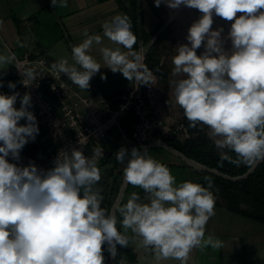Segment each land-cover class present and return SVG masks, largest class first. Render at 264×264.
<instances>
[{
  "label": "clouds",
  "instance_id": "1",
  "mask_svg": "<svg viewBox=\"0 0 264 264\" xmlns=\"http://www.w3.org/2000/svg\"><path fill=\"white\" fill-rule=\"evenodd\" d=\"M154 2L156 7L183 5L202 13L188 30V43L177 46L172 60V75L179 77L171 82L173 95L190 126H206L218 149L236 155L234 160L226 154L223 159L249 167L264 160V0ZM51 4L67 7V0H51ZM213 14L234 21L227 36L230 51L224 49L223 29L211 28ZM102 27L104 37L127 49L101 47L103 67L138 86L152 85L153 74L142 63L143 50L133 51L137 38L130 19L117 15ZM84 36L72 47L74 64L61 59L51 66L57 76L66 75L82 90L90 87L102 67L89 54L102 37L87 30ZM202 45L204 51L197 55ZM14 61V54H0V65ZM20 73L26 87L38 76L33 67ZM8 87L16 85L9 82ZM18 96L0 94V264H104L102 245L106 243L115 256L117 244H129L117 228L116 212L123 231L140 237L141 246L151 249L157 261L188 264L194 248L224 246L212 236L205 238L206 224L215 214L211 183L208 187L191 181L177 184L169 168L149 156L147 149L134 147L129 153L122 147L115 155L118 163H126L124 180L147 193L148 202H140L138 193L132 192L112 212L101 207L103 196L94 187L101 179L97 159L102 149L94 150L92 157L77 149L61 151L47 171L31 162L26 167L10 163L8 157L19 161L22 148L39 132L29 111L30 94L23 95L19 109L14 106ZM21 119L27 123L20 125Z\"/></svg>",
  "mask_w": 264,
  "mask_h": 264
},
{
  "label": "crops",
  "instance_id": "2",
  "mask_svg": "<svg viewBox=\"0 0 264 264\" xmlns=\"http://www.w3.org/2000/svg\"><path fill=\"white\" fill-rule=\"evenodd\" d=\"M131 4V0H67V7L57 6L55 8L51 4V0H0V43L3 46L0 49V54L19 56L26 52L42 54L53 64L64 58L68 60V57L61 56V53L64 50L63 44H66L69 46V55L72 54L73 35L82 36L85 30L93 31L90 30L92 27L102 31V26L106 21H111L117 15L125 16L127 11L132 8ZM186 8L188 7L181 5L178 12L184 15L189 13ZM128 14L130 15V13ZM163 18L164 23L170 21V19ZM54 39L63 40L64 43H59L58 46ZM133 51H135L134 46ZM14 76L13 65H0V81L2 83L0 94L5 93L7 85L4 83L13 80L12 83L16 85L14 90L19 93L16 103V107L19 109L23 95L20 93L18 82ZM91 79H93V86L90 85L88 89L81 90L92 94L95 99L97 98V89L107 95L119 91H103L95 79ZM129 83L130 81L127 80L120 90L125 89ZM75 86L79 88L77 85ZM7 94L6 92L5 95ZM29 111L36 117L32 108L29 107ZM26 123V119L19 121L20 125ZM36 123L39 132L35 139H29L25 148L20 151L19 161L13 160L11 156L8 157L10 163L26 167L30 162L36 163L42 156L53 150L54 143L46 134L37 117ZM156 146L161 147V145ZM176 165L182 172L180 183L189 181L191 179L188 175L189 170L182 165ZM132 192L138 193L140 202H148L146 198L148 194L141 188L131 186L128 197ZM214 212L215 214L206 224L205 238L212 236L223 241L224 246L220 249H213L210 246L203 250L194 248L190 253L188 264H264V222L237 214L223 206L215 205ZM122 233L126 235L123 229ZM128 235L129 239L140 243L141 238L131 230ZM134 250L136 252L135 264H137L140 260V249L134 247ZM143 254L149 264H180L179 261L173 259L157 261L151 249L144 248Z\"/></svg>",
  "mask_w": 264,
  "mask_h": 264
},
{
  "label": "built area",
  "instance_id": "3",
  "mask_svg": "<svg viewBox=\"0 0 264 264\" xmlns=\"http://www.w3.org/2000/svg\"><path fill=\"white\" fill-rule=\"evenodd\" d=\"M146 46L142 38L137 40L136 51L143 50L142 63L152 72L153 84L138 86L132 81L125 89L108 95L97 89L96 99L77 88L65 75L57 76L51 67L53 63L45 55L14 54V74L20 93L30 94V108L54 143L53 150L34 163L38 169L47 171L53 168L61 151L70 153L73 149L82 150L86 157H92L94 150L102 149V155L97 159V166L101 165L109 156L102 141L114 128L132 148L161 139V133L170 130L160 113L158 75L147 65ZM29 67L36 68L38 76L26 87L21 82L20 71ZM129 117L134 121L130 124L131 133L127 134Z\"/></svg>",
  "mask_w": 264,
  "mask_h": 264
},
{
  "label": "rangeland",
  "instance_id": "4",
  "mask_svg": "<svg viewBox=\"0 0 264 264\" xmlns=\"http://www.w3.org/2000/svg\"><path fill=\"white\" fill-rule=\"evenodd\" d=\"M148 1L152 3L153 10L149 9V7L147 6H146L147 8L143 6L142 7L139 6L137 7L136 15L132 8H130V10L127 11L126 15L128 16L129 15L128 13H130L128 18L130 19L131 22L133 20L132 17L133 18L136 17V20H138V24L140 27L142 28L144 27L150 30H152L155 26H157L159 21L164 20L163 17H165V19H168V20L170 19L169 22L167 23L165 22L158 28V31H156L155 35L150 40H146L145 38H142V39L148 46L147 56H148V50L150 46L152 45L153 42L156 41L155 48L157 50V53L161 56V63H163L167 67L168 75H169L167 80L162 81L161 78L158 76L159 92H160V102H159L160 103L159 104L160 113L164 116L167 127L170 128L168 133L172 131L174 132L173 134H177L180 138H182V137H185L186 131L182 129V126L180 124L181 113L179 110V105L175 102V97L173 95V86L171 82L173 80L178 79L179 77H174L172 75V71L174 68L172 60H173V57L176 55L177 46L188 43L186 39L188 35V30L190 26L194 22H196L198 18L201 17L202 13L198 9L192 8L190 10V8H186V10L188 9L187 11L189 13H186L184 15L181 12L179 13L178 9L168 8L165 5V3H161L160 7H156L154 0H148ZM239 15L241 14L238 13L237 16ZM183 18L184 20L182 21ZM233 22L234 21H227L213 14L212 30H218L220 28L223 29V32L221 33V38L225 40V43H224L225 51L231 50V41L227 39V36H228V33L230 32L231 24ZM94 28L95 27L90 28V30H93V31L91 32L87 31L88 34L89 35H100L102 37V43L101 44L93 43L89 51V54L98 63H100L102 67L100 68L99 72L93 75L92 78L95 79V81L99 84L100 88L103 91L109 90L110 92V91L120 90L126 84L127 79L123 76L122 73L120 72L113 73L109 68L103 67L104 62L102 59L100 48L101 47H111V48L121 47L122 52H127V49H124L122 46L113 44L110 40H108L106 37L103 36V30L101 31L100 29H97V28L94 29ZM85 39L86 37L84 36V33L82 34V36H79V37H76V35H73L72 45H79ZM55 41L58 43V46H59V43L61 44L64 43L63 40H55ZM52 42L56 43L53 40ZM136 46H137V42L135 44V47ZM2 48L3 46L0 43V49ZM63 49L64 50L62 51L61 56L68 57V61L70 65L74 64V61L72 59V54L69 55V52H70L69 46H67L66 44H63ZM136 49L137 48H135V51ZM203 51H204V47L202 45L201 48L197 49V55H201ZM102 76H105L106 79H102L101 78ZM90 83H91L90 85L93 86V79L90 80ZM8 84L9 83L7 81L4 83V85H7V87H5V93L7 92L8 93L7 95H12L14 93H17L14 89H10L8 87ZM16 103L14 105L15 107H16ZM206 132L209 135L210 129L207 128ZM209 137L213 140L216 139V138L211 137L210 135ZM103 144L109 150V156L105 160V162H103L101 165L98 166L100 169L101 179L94 187L96 189H99L102 196H104L105 191L107 192L113 191V193L115 192L116 194L114 193V202H113L114 204L118 196V193L120 191V188L122 186V183L124 181L123 169L126 166V163L121 164L117 162L115 154L122 147L126 148L130 153L132 147L129 145L125 137L122 134H120V132L116 128L110 130L107 138L103 140ZM141 148L142 146L138 147L137 149L140 150ZM147 154L159 162L175 163V164L182 165L183 167L189 170L188 175L191 177V179L195 178L196 177L195 175L205 171L203 169H199L197 167L190 165L184 159L178 156L176 153H174L173 151H171L170 149L164 146L163 147L154 146L147 152ZM167 167L171 171L172 175L175 176L177 184H179L181 177H182V172L179 171L180 170L179 167L176 165L167 166ZM130 187L131 185L128 184L122 200L125 198L124 200L127 201ZM121 202L119 205L123 204ZM104 209L107 210V208H104ZM111 210L112 208L110 209V212ZM117 218H118L117 228L119 231L122 232V229H121L122 227L119 223V220L122 218L120 217V215H117ZM128 232H126L125 234L129 238ZM133 241L129 239L128 245L133 248L135 247V248L140 249V253H139L140 260L138 261L137 264H149L148 261L143 256L144 247H142L140 243H136V241L133 243ZM125 264H134V263L126 259Z\"/></svg>",
  "mask_w": 264,
  "mask_h": 264
},
{
  "label": "trees",
  "instance_id": "5",
  "mask_svg": "<svg viewBox=\"0 0 264 264\" xmlns=\"http://www.w3.org/2000/svg\"><path fill=\"white\" fill-rule=\"evenodd\" d=\"M131 3L135 15L137 14V7L139 6H147L149 9L153 10L152 5L148 0H131ZM132 19V31L137 40L139 38L150 40L155 35L156 31H158V28L164 23V20H161L158 22L157 26L150 30L140 27L136 17H132ZM155 43L156 41L152 43L148 50L147 65L155 70L162 81H166L169 77L168 70L167 67L161 63V56L157 53ZM179 110L181 113L180 124L182 129L186 131L185 137L180 138L177 134H173L174 132L170 131L169 133L161 134L160 138L162 140L170 143L188 157L209 167L216 168L224 174L239 176L248 172L251 167L244 164L237 165L231 160L223 159L222 157L225 154L230 156L233 160L236 159V155L228 149H218L215 146L214 140L207 134V127L203 125L191 127L180 106ZM133 121V117L128 118L127 134L131 133L130 124ZM24 148L25 147H23L22 150ZM160 163L166 166L176 165L175 163ZM195 176V178H192L189 181L199 183L204 187H208L209 183H211L210 191H212L215 196V205L223 206L237 214L264 222V160L260 161L247 176L240 179H229L218 173L207 170ZM114 193L113 191H105L101 203V207L107 208L109 212L113 206ZM124 199L121 203L126 202ZM116 214L119 215L118 212ZM108 247L109 246L106 243L102 245L104 263L112 264L111 253L109 252ZM126 259L134 264L136 263V253L134 248L129 245L125 247L117 244V264H125Z\"/></svg>",
  "mask_w": 264,
  "mask_h": 264
},
{
  "label": "water",
  "instance_id": "6",
  "mask_svg": "<svg viewBox=\"0 0 264 264\" xmlns=\"http://www.w3.org/2000/svg\"><path fill=\"white\" fill-rule=\"evenodd\" d=\"M156 145H161V146H164L168 149H170L171 151H173L174 153H176L178 156H180L182 159H184L187 163H189L190 165L194 166V167H197L199 169H203V170H207V171H211V172H215V173H218L226 178H229V179H240V178H243L245 176H247L250 172L253 171V169L257 166V164L259 163H256L254 166H252L248 172H246L245 174L243 175H239V176H230V175H227V174H224L222 172H220L218 169L216 168H212V167H209L193 158H190L188 157L186 154H184L182 151H180L179 149H177L176 147H174L173 145H171L170 143L162 140V139H158V140H155L153 142H150L144 146H142V148L140 149V151H143L144 149H150L151 147L153 146H156ZM128 183L124 180L123 183H122V186L120 188V191L118 193V196L115 200V203L113 204V207H112V211L115 210L116 206L120 204V202L122 201V198H123V195L125 193V190H126V187H127ZM111 263L112 264H117V260H116V255L113 256L111 254Z\"/></svg>",
  "mask_w": 264,
  "mask_h": 264
}]
</instances>
